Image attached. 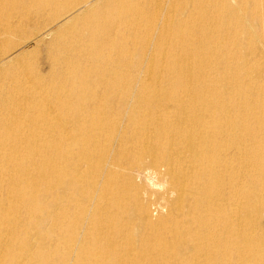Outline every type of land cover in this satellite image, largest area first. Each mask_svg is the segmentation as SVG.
Here are the masks:
<instances>
[{"label":"bare ground","instance_id":"obj_1","mask_svg":"<svg viewBox=\"0 0 264 264\" xmlns=\"http://www.w3.org/2000/svg\"><path fill=\"white\" fill-rule=\"evenodd\" d=\"M183 1L0 0V264H264L261 0Z\"/></svg>","mask_w":264,"mask_h":264},{"label":"rangeland","instance_id":"obj_2","mask_svg":"<svg viewBox=\"0 0 264 264\" xmlns=\"http://www.w3.org/2000/svg\"><path fill=\"white\" fill-rule=\"evenodd\" d=\"M178 1L177 4H164V3H159V6H161V8L163 9V12H164V15L163 16L164 18H167L168 16H170V11L172 9H175V6L177 5V7L179 8V11L177 13V15L175 16V19H177V22L182 25V23H187L186 25L183 24L182 26H179V33H183V32H186L189 30L190 27H192L193 25L195 26L197 24L196 22V19H195V16L193 14V7H192V4L189 3V2H185L183 0H176ZM232 2V1H231ZM206 3L207 5H215L217 7L220 6V3L219 2H213L211 0H206ZM241 5L243 6V9H246L247 11L245 13H247V15H250V16H258L259 14L263 15L264 16V0H261V2L258 3V5H251V4H248V3H241ZM262 5V6H260ZM188 7V8H187ZM260 8H261V11H260ZM192 11V12H191ZM252 12V13H251ZM184 13V14H183ZM182 16V17H181ZM262 16V17H263ZM162 20V19H161ZM165 20V19H164ZM163 22V21H162ZM262 18L259 20L258 22V25H257V28L254 29L255 31V34H252V33H249L246 35V33H242L243 31L240 30L243 28V26L240 27L238 33L236 32V36L237 38H244L246 39L247 41H251L253 40V36L255 35H263L264 37V22H262ZM162 24V23H161ZM161 24L158 23L157 27L161 30ZM193 26V27H194ZM263 26V27H262ZM208 27L209 29H212L213 32L217 31V36L219 34V32L223 29L224 26H222L220 23H217L216 21L214 22H209L208 25L206 26ZM163 28V27H162ZM161 31L163 32L162 33V36L165 37V39H162L160 42H157V36H156V33H160L161 34ZM161 31H156L155 33V37L153 36L150 40H149V43H148V50L149 52H151L152 54L155 53L154 51L155 50V47L158 45H161L162 46V50H165V51H171V52H174L176 53V55L179 57L183 52L185 53V49L183 47H179L178 49H174L173 48V45L175 46L176 44H178L179 46L182 45V42L180 39L176 38V36L173 34V33H170V32H166L161 30ZM263 31V32H262ZM215 34V35H216ZM195 35V34H194ZM139 45V42H134L133 45ZM132 51V50H131ZM244 53V52H243ZM44 54V55H43ZM227 54L229 55L230 54V47L228 45L227 47ZM241 54H242V51H241ZM46 51H45V48L43 46H39L37 47L33 52L31 53H28V55L26 54V57H25V61H29V63H33L35 66L38 67V69L40 71H45L46 70V66L44 65L45 64V59H46ZM258 59V57L254 58V61H256ZM41 65V66H40ZM143 67H147V65H144ZM257 72L258 70H253V71H247V69L245 70H239V73H246L248 76V79L249 77L252 79L253 82H256V83H259L260 85L264 86V80H261V81H258L257 79ZM125 73H128L129 74V71H125ZM140 75H142L140 73ZM229 77H231L232 75H228ZM250 80V79H249ZM242 89L243 90H246L244 86H242ZM234 94V93H233ZM231 93L230 95V99H231V96L233 95ZM35 103H33L34 105ZM39 106L36 105V109L38 108ZM48 114V112H47ZM261 117H257V119H253L252 117H246V124L248 126H254L256 127L257 131H259L261 133V136L262 134L264 133V123H262V121H264V116H263V119L261 121L260 119ZM41 120H43V118H40ZM34 123H35V130L34 132L36 133V135H41L43 133H46L48 132V128L47 126L45 125L46 123H42L39 122V119H36L34 120ZM249 129V128H248ZM246 131V136H249L247 137L250 142H253L255 140H260L261 136L258 137V132H252L251 134H249V130H245ZM27 135V131H23V134L22 135ZM249 134V135H248ZM22 137V136H20ZM44 139V142H42V145L41 147L42 150L46 147H49L48 144H50V138L49 136H41ZM45 151V150H44ZM46 152V151H45ZM43 152V153H45ZM47 153V152H46ZM153 218H156V217H152ZM262 218L264 219V214H262Z\"/></svg>","mask_w":264,"mask_h":264}]
</instances>
